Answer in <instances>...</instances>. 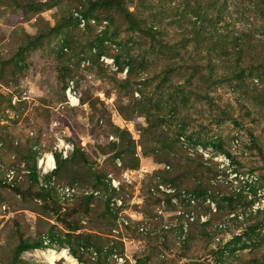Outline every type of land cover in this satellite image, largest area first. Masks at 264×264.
<instances>
[{"label":"rangeland","instance_id":"1","mask_svg":"<svg viewBox=\"0 0 264 264\" xmlns=\"http://www.w3.org/2000/svg\"><path fill=\"white\" fill-rule=\"evenodd\" d=\"M96 1L0 0V264H49V249L73 260L56 264H220L211 251L256 222L262 236L235 254L264 252V0H122L140 31L116 6L90 11ZM51 153L44 176L78 187L69 204L40 183ZM208 163L223 187L205 196L189 187ZM230 200L247 204L250 221L207 238L200 225L227 219ZM64 216L91 239L72 238L77 255ZM21 241L42 246L17 254Z\"/></svg>","mask_w":264,"mask_h":264},{"label":"trees","instance_id":"2","mask_svg":"<svg viewBox=\"0 0 264 264\" xmlns=\"http://www.w3.org/2000/svg\"><path fill=\"white\" fill-rule=\"evenodd\" d=\"M121 2H122V0H97L95 3L90 4L89 9L91 11V9L92 10H95L96 8L101 9V7H103V6H106V7L107 6H109V7L116 6L118 9L122 10V14L126 17V19L129 20L131 28L135 31H140L141 30L140 20L138 19L137 15L134 12L124 11L122 9ZM258 6L260 7L261 10H263L264 3L261 1ZM53 30L58 31V29L56 27H54ZM147 36H149L152 39H155L154 32H152L151 28L147 29ZM30 44H32V43H30ZM235 48H236L235 51H237V53H236L237 56L240 57L243 53V45L240 44V40L237 42ZM222 54L224 56H226L228 53L223 52ZM83 103H85V101H83ZM128 144H129L128 147L125 148L126 150H130V147L132 145L130 141H128ZM131 151H132V149H131ZM124 152H125V150L124 151L122 150L119 153H117L116 156L122 157ZM77 153H78V155H80V157L82 158L83 161L87 162L88 165H90V162L87 159H85L83 157V155L80 154L79 151ZM196 158L202 159V157H196ZM192 159H195V158H192ZM64 162H66V161H62V160L58 159V161H57V169L58 170H60L64 166ZM208 164L202 165L204 168V171H205L204 176L200 180L194 182L192 184V186L189 187V190H191L195 193H198L200 195L202 194V195L207 196L208 194H211L212 192H215L216 190L218 191L219 190L218 188L223 187V184H221V183H219V181H215V179H213V176L214 177L217 176L220 169L214 163H210L209 165ZM163 177L169 178L167 176V172H166L165 176H163ZM65 184H72V183H65ZM47 190L53 191L55 196H56V199L59 201L58 196L53 189L49 188ZM38 196H46V194L44 193V190L43 191L41 190V192L38 193ZM85 198H87V199L85 200V204L83 205V208L85 211H88L89 206L87 203H88V201L90 202L91 198H93V197H85ZM239 201L230 200V202H228L227 206L230 209L226 214L227 219H224L225 216H223L221 214H216V216L214 218H210L209 220H207L206 222H204L203 224L200 225L203 234L207 238H213V237H215V235L217 233L225 231L226 228H228L227 226H228L229 221L234 222V221L239 220V219H242L245 222L250 221V217L253 216L252 213H249L247 211V208H248L247 204L245 205L242 202H240V204H243V205H237L236 203ZM67 203L69 204V202H67ZM59 204H60L59 207L63 208V205H61L62 203L59 202ZM218 207H219L218 212L219 211L221 212L222 207L221 206H218ZM67 209L70 212H76L78 208L77 207L71 208L68 206V207H66L64 212H66ZM58 210L59 209H57V211ZM108 210L112 214L115 213L114 209L111 208L110 206H108ZM230 214H233V217L231 218V220L228 219V216ZM62 221H65L67 226H68L69 233H66V236H67L66 240L69 244L70 250L73 254L77 255V253L80 250V247L83 245L79 244L80 246H77L78 249H75L73 246L72 238H77L78 243H84L85 245L89 244L91 239L88 235H82L81 233H77V235H75V233L77 231H79L80 228L76 223L68 222L67 217H65V216L62 217ZM262 230H263V224L261 222L260 223L256 222V223L247 225V226H245V228L243 229L241 234H235L234 235V238H233L234 243H231L232 242L231 241V242H229V244H227V243L224 245L218 244L217 249L211 251V253L214 254L215 257H217L216 260L219 261L220 264H226V262L230 261L231 259L233 261H235V264H264V252H260V251H263V249L259 250L258 252L256 251L252 256H249V259H245V256H243V255L237 256L235 254L237 243L242 242L244 240H246L244 242L255 240L254 236H256V237L259 235L262 236ZM45 236L47 237V235H45ZM43 239H44V236H43ZM256 241H257V239H256ZM244 244H245V246L243 248H247L249 246L246 243H244ZM229 245H232V246L229 247ZM41 246H42L41 242L29 243L26 241H21L20 245L17 248V254L22 253L24 251H27L31 248H38ZM253 247H255V249L256 248L260 249L259 247H256V244H254ZM139 264H142L141 260L139 261Z\"/></svg>","mask_w":264,"mask_h":264},{"label":"built area","instance_id":"3","mask_svg":"<svg viewBox=\"0 0 264 264\" xmlns=\"http://www.w3.org/2000/svg\"><path fill=\"white\" fill-rule=\"evenodd\" d=\"M75 15L77 16V18L80 20V22L82 24L85 23V20L79 14V12H76ZM75 94L76 93H75V91H73V87H69L68 91H67V96H68V98L71 101H73V99H76ZM180 141H181V143L183 144L184 147H187L189 144H191V143H189V140L185 136H181L180 137ZM194 149H196L197 152L201 153L204 156V158H206V159L211 158V156H212V154H208L209 152L207 150H205L200 144H194ZM51 156L54 159V156H53L52 153H51ZM212 158L214 160H217V161L219 160L218 162L220 163V166H224V165L229 166V164H230L229 158H227L225 155H223L222 157H217L216 155H213ZM40 161H43V160H40ZM46 162H47V159H46ZM43 164L44 163L40 164V166H42ZM46 167H47V164H46ZM54 168H55V166H54ZM54 168H50L49 167V170H47V168H43V171H42L43 173H42V175L40 177L41 185L44 186V188H46V189H49V188L53 189L56 192L57 196H59V198L61 199L62 202H71V201H73L75 199V197L79 193L78 187H76L74 185H58L56 183L55 177L53 175L50 176L49 179H46V177L44 176V174H47L49 171H52ZM7 176H8L9 180H11L13 178V174L12 173L7 174ZM109 178L111 180V185L114 188H118L119 187V182L116 181V179L113 178L112 176H110ZM91 194L97 195L98 192L97 191H91ZM121 205H122L121 199L115 198V197L111 199V207L112 208L117 210ZM44 240H45V243L50 241V239L48 237H46V236H44ZM82 250H83V248H82ZM90 251L95 253L92 248H90ZM119 259L121 260V258H119Z\"/></svg>","mask_w":264,"mask_h":264},{"label":"bare ground","instance_id":"4","mask_svg":"<svg viewBox=\"0 0 264 264\" xmlns=\"http://www.w3.org/2000/svg\"><path fill=\"white\" fill-rule=\"evenodd\" d=\"M53 161H54L53 157L51 155H47V166L54 168ZM42 163L44 162L41 161V164ZM41 255L44 257L45 260L49 262V264H56L57 263L56 261L61 258H65L67 261H71V262L73 261L71 260V257L66 253L65 250H61L60 252H57L54 249H49L47 251L41 252Z\"/></svg>","mask_w":264,"mask_h":264}]
</instances>
